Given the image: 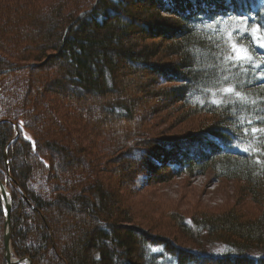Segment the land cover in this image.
I'll return each mask as SVG.
<instances>
[{
    "label": "trees",
    "instance_id": "trees-1",
    "mask_svg": "<svg viewBox=\"0 0 264 264\" xmlns=\"http://www.w3.org/2000/svg\"><path fill=\"white\" fill-rule=\"evenodd\" d=\"M134 1L0 0V71L8 70L0 73V180L12 199L13 255L31 264H264V212L168 215L187 248L133 226L106 169L145 154L142 174L160 172L156 183L210 172L264 203V132H252L264 129V49L250 34L264 33V0ZM229 32L249 45L251 62L226 59ZM153 38L161 42L144 44ZM163 50L175 57L169 65L156 63ZM119 68L169 82L152 80L146 91L179 108L181 120L207 119L145 151L151 138L135 130V99L109 102L102 118L81 104L121 93L112 83ZM3 236L0 197V264Z\"/></svg>",
    "mask_w": 264,
    "mask_h": 264
},
{
    "label": "rangeland",
    "instance_id": "rangeland-1",
    "mask_svg": "<svg viewBox=\"0 0 264 264\" xmlns=\"http://www.w3.org/2000/svg\"><path fill=\"white\" fill-rule=\"evenodd\" d=\"M134 3L141 6L147 5L146 0H136ZM150 14H152V12H150ZM161 15L164 18L167 16L165 13ZM148 22L154 24L156 19H149ZM144 34L149 35L146 29L144 30ZM138 37L137 35L135 36L137 39ZM140 40L143 39L140 38ZM159 42H161L159 38H153L147 39L144 44L150 46L154 43L158 44ZM163 44H165V42ZM158 56L157 58L159 60L155 61L162 66L169 65L167 64L169 62L171 64L175 59L174 56H167L165 50ZM45 61L46 60L42 61V64ZM196 61L201 63L200 58ZM122 66L128 69L127 62L123 61ZM145 70L144 68H136L132 71L130 69L126 71L124 68L116 69L112 83L115 88H119L118 90H120L121 93H115L113 98L109 96L107 100L87 95V99L81 104L88 109L90 108L92 116L95 115V118H102L103 106L108 105L109 102H126L129 98L135 99L138 102L134 110V115L138 119L135 124V130L139 132V130L145 128L144 130L146 131L142 134H144V137L147 135V137L151 139L149 143L145 141L142 148L145 149V151H151L156 148L155 145L157 143L173 141L177 137L185 136L187 132L196 130L199 128L200 122H204L207 117L193 115L190 119L181 120V118L178 117L181 112L179 108L165 107V101L159 98L151 101L148 92L153 93V85H151L152 80L158 81L157 84L160 87L169 86L170 83L160 80L159 78H154L155 76L152 72L147 73ZM105 117L107 118H105L106 122L109 124L111 122L114 124L118 122L114 118L110 119L106 115ZM119 122V124H123L124 121ZM134 122H136L135 119ZM91 123L92 122H90V124ZM144 137L142 136L141 138ZM92 140L99 144V146L97 145L98 147H101L100 139L93 138ZM83 145L86 147L89 146L86 141ZM140 157L141 160L138 158L139 161H132L130 158L129 160L131 162H129L127 161L128 159L122 156L121 160H118L121 161L118 162V165H108L106 169L111 179H113L111 184L122 197L121 202L126 207H129L128 211L130 218L134 220L132 225L144 231L147 229L146 231H150L152 235L170 238L173 243L175 241L177 244L190 248L191 245L186 241L184 238L185 236L177 234L178 231L177 228L175 229L176 222L174 218H169L168 215L179 213L183 216L197 217L196 215L200 213L219 214L233 209L241 216L255 217L264 212V203L259 206L250 201L247 193H239V188L243 185L242 182L225 179L218 181L213 177V174L209 172L194 177H175L167 179L165 176V181L156 183L153 179L162 178L160 172L157 173V171H153L152 169L147 176L142 174L145 168H147L144 163L149 160V157L145 154ZM4 184L7 187L8 183ZM42 219L44 220V218ZM52 235L51 233V237ZM52 246H55V242ZM135 248L138 249V247ZM113 252H115V250H113Z\"/></svg>",
    "mask_w": 264,
    "mask_h": 264
},
{
    "label": "snow or ice",
    "instance_id": "snow-or-ice-1",
    "mask_svg": "<svg viewBox=\"0 0 264 264\" xmlns=\"http://www.w3.org/2000/svg\"><path fill=\"white\" fill-rule=\"evenodd\" d=\"M224 18L220 17L217 21H214L213 23H218L222 21ZM250 34L253 37L254 42L261 48H264V33L261 32L260 26H257L254 29L250 30ZM228 46L230 48V55L226 57V59L231 60L234 62V64H243L245 62H251L253 57L250 54L249 51V45L247 44H241L238 43L240 39H242V36L234 35V33L229 32L228 34ZM257 67H259V64H257ZM234 89L232 87H226L223 89V92L226 94L233 93ZM235 95L238 98H242V94L239 92H236ZM253 134L257 132H264V129H252ZM247 134V133H245ZM244 151H248L247 148L244 149Z\"/></svg>",
    "mask_w": 264,
    "mask_h": 264
},
{
    "label": "water",
    "instance_id": "water-1",
    "mask_svg": "<svg viewBox=\"0 0 264 264\" xmlns=\"http://www.w3.org/2000/svg\"><path fill=\"white\" fill-rule=\"evenodd\" d=\"M82 13L80 14V16ZM72 23L69 25L71 26ZM68 26V27H69ZM8 70L0 71V73H5ZM9 196V199L7 198ZM0 197L2 200L3 211H4V236H3V244H4V261L6 264H31V260L28 257L17 258L13 255L11 248V234H10V212L12 209L11 203V195L8 191L6 185L0 180ZM14 257L15 259H11Z\"/></svg>",
    "mask_w": 264,
    "mask_h": 264
},
{
    "label": "bare ground",
    "instance_id": "bare-ground-1",
    "mask_svg": "<svg viewBox=\"0 0 264 264\" xmlns=\"http://www.w3.org/2000/svg\"><path fill=\"white\" fill-rule=\"evenodd\" d=\"M7 198L9 199V196H8V195H7ZM11 259L14 260L15 258H14V257H11ZM22 264H26V263L24 262V263H22Z\"/></svg>",
    "mask_w": 264,
    "mask_h": 264
}]
</instances>
